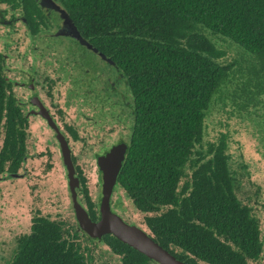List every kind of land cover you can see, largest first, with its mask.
I'll use <instances>...</instances> for the list:
<instances>
[{
  "label": "trees",
  "instance_id": "obj_1",
  "mask_svg": "<svg viewBox=\"0 0 264 264\" xmlns=\"http://www.w3.org/2000/svg\"><path fill=\"white\" fill-rule=\"evenodd\" d=\"M58 1L124 70L134 124L117 186L141 215L128 222L186 264H261V219L251 198H242L227 134L204 150L203 132L215 94L235 74V63L223 60L226 49L215 38L236 43L259 63L258 70L254 63L238 70L256 71L264 116V0ZM0 3L21 7L26 15L36 6L34 0ZM1 66L0 55V176H5L21 170L27 151L24 139L14 136ZM77 175L81 201L96 220L98 201L85 177ZM76 225L37 212L30 231L17 237L10 257L0 255V264H102L80 243L96 239L78 233ZM98 242L120 264L154 263L112 234Z\"/></svg>",
  "mask_w": 264,
  "mask_h": 264
},
{
  "label": "flooded vegetation",
  "instance_id": "obj_2",
  "mask_svg": "<svg viewBox=\"0 0 264 264\" xmlns=\"http://www.w3.org/2000/svg\"><path fill=\"white\" fill-rule=\"evenodd\" d=\"M34 1L36 6L30 8L29 17L21 7L0 3L1 69L9 84L7 99L14 136L24 139L27 151L21 169L28 159L46 158V169L51 165L52 170L58 158L66 175L59 142L62 136L68 143L76 174L84 176L78 162L81 155L75 153L74 146H86L88 138L94 136L101 145L93 153L99 191L95 187L92 195L99 206L101 172L97 158L120 143H126L128 150L133 131V101L124 70L81 32L58 0ZM53 39H67L70 43L65 46ZM75 120L89 127L88 138L80 135ZM34 141L39 142V151L33 152L37 150ZM117 187L116 183L111 208L127 221L119 197L114 198ZM79 191L78 200L85 207ZM75 229L87 235L78 224Z\"/></svg>",
  "mask_w": 264,
  "mask_h": 264
},
{
  "label": "rangeland",
  "instance_id": "obj_3",
  "mask_svg": "<svg viewBox=\"0 0 264 264\" xmlns=\"http://www.w3.org/2000/svg\"><path fill=\"white\" fill-rule=\"evenodd\" d=\"M215 39L218 45L220 44L226 49L223 60L235 63L233 68L235 74H230V79L215 94L206 113L203 147L205 150L208 144L216 141L221 133L227 134L228 152L232 155L231 166L242 178V198H251V203L256 208V214L261 219L264 244V116L261 106L263 97L255 85L257 82L259 83L256 71H253V68H250L249 71L238 70L239 66L247 69L253 63L255 64L254 69L258 70L260 65L254 58L252 60L240 50L241 48L236 43L220 38ZM53 41L61 42L65 46L70 43L67 39L61 41L53 39ZM96 61L98 62L97 59ZM245 102H247L246 106H244ZM75 121L80 135L88 138L89 127L81 124V120ZM94 138V136L88 138V146L82 143H77L74 146L75 153L81 155L78 162L84 169L86 185L90 193H93V189L97 188L99 183V173L93 153L101 145ZM34 142L37 150H33V152L39 151L41 148L38 146L39 142ZM42 147L44 148L43 144ZM46 161V158L28 159L24 168L19 171L20 174H23L22 177L0 180L1 257L8 258L12 255L17 237L30 231L31 218L37 212L52 218L75 222L62 165L58 158H55L54 168L47 172ZM256 188L259 191L257 196L254 195ZM95 190L97 192L99 188ZM116 196L119 197L122 204L123 215L129 221H140L141 215L134 209L124 191L117 187L114 198ZM80 243L83 248L86 247L85 253H92L94 262L120 264L119 258L102 242L82 238ZM261 264H264V255Z\"/></svg>",
  "mask_w": 264,
  "mask_h": 264
},
{
  "label": "water",
  "instance_id": "obj_4",
  "mask_svg": "<svg viewBox=\"0 0 264 264\" xmlns=\"http://www.w3.org/2000/svg\"><path fill=\"white\" fill-rule=\"evenodd\" d=\"M59 142L62 161L66 168L67 187L71 197L72 209L80 230L85 232L90 238L98 241H101L105 234H112L118 240L158 264H186L157 243L145 229L135 223L127 222L111 208L110 199L125 159L126 143L113 146L105 155L97 158V164L101 172V197L98 206V219L93 220L87 209L78 200L77 193L80 187V180L76 174L68 143L62 136L59 137ZM22 176L23 174L12 172L5 176H0V180Z\"/></svg>",
  "mask_w": 264,
  "mask_h": 264
}]
</instances>
